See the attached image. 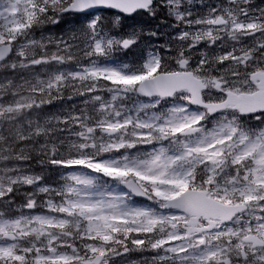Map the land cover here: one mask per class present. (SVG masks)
<instances>
[{"label": "snow or ice", "instance_id": "obj_1", "mask_svg": "<svg viewBox=\"0 0 264 264\" xmlns=\"http://www.w3.org/2000/svg\"><path fill=\"white\" fill-rule=\"evenodd\" d=\"M262 5L0 0V264H264Z\"/></svg>", "mask_w": 264, "mask_h": 264}, {"label": "rangeland", "instance_id": "obj_2", "mask_svg": "<svg viewBox=\"0 0 264 264\" xmlns=\"http://www.w3.org/2000/svg\"><path fill=\"white\" fill-rule=\"evenodd\" d=\"M68 27V26H67ZM52 30V29H51ZM65 104H67L68 106H70L71 102L67 103V102H64L62 105L65 106Z\"/></svg>", "mask_w": 264, "mask_h": 264}]
</instances>
